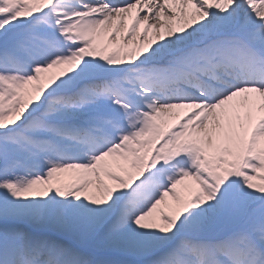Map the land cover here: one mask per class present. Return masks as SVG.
Masks as SVG:
<instances>
[{"label":"snow or ice","instance_id":"obj_1","mask_svg":"<svg viewBox=\"0 0 264 264\" xmlns=\"http://www.w3.org/2000/svg\"><path fill=\"white\" fill-rule=\"evenodd\" d=\"M0 264H264V0H0Z\"/></svg>","mask_w":264,"mask_h":264}]
</instances>
